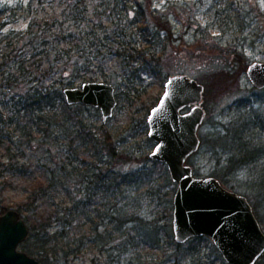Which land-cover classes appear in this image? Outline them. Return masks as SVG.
<instances>
[{
	"label": "trees",
	"instance_id": "16d2710c",
	"mask_svg": "<svg viewBox=\"0 0 264 264\" xmlns=\"http://www.w3.org/2000/svg\"><path fill=\"white\" fill-rule=\"evenodd\" d=\"M152 6L153 0H101L91 5L84 4V0H69L63 18L48 17L31 23L33 54H20L13 49V58L0 59V90L13 101L10 111L5 112L7 116L1 113L0 123H11L13 131L25 139L23 143L45 148L36 164L32 162V188L27 206L19 207L30 229L22 248L40 255L43 264H67L71 252L78 253L86 241H93L101 251L116 240L121 241L122 252L144 246L149 255L143 260L136 256L140 264H149L152 251L161 247L158 211L146 214L142 209L144 197L152 196L146 191L150 193V186L154 185L147 183L146 178L153 180V173L149 170L143 174L126 166L134 158L151 160L164 167L166 177L172 182L167 165L148 152L134 157L100 122L99 108L69 105L64 96V88L68 86L102 78L118 82L120 102L129 94L139 93L148 78L170 76L178 37L168 14ZM238 55L244 59L242 52ZM209 77L215 89L221 91L229 86L233 75L230 70H220ZM209 77L203 81L206 87L203 99L207 102ZM157 100L147 106V114ZM252 110L232 119L225 132L215 137L216 145L231 150L230 167L264 158L261 139L264 118L254 115ZM53 147L58 149L55 154ZM8 159L12 161L13 157ZM9 167L15 168V164L10 162ZM218 178L227 186L223 175L219 174ZM260 180L264 185V176ZM62 195L70 199L56 202ZM131 205L136 210L124 217ZM167 207L172 209L171 201ZM84 217L89 220L82 223L80 219ZM137 220L143 222L145 231L128 227L132 234L125 223ZM85 224H89V238L84 235L73 243L64 241L67 228L75 229L78 234ZM205 239L211 241L210 237L201 236L186 243L172 242L177 248L195 243V248L197 242ZM262 262L264 255L257 264Z\"/></svg>",
	"mask_w": 264,
	"mask_h": 264
},
{
	"label": "rangeland",
	"instance_id": "374dc122",
	"mask_svg": "<svg viewBox=\"0 0 264 264\" xmlns=\"http://www.w3.org/2000/svg\"><path fill=\"white\" fill-rule=\"evenodd\" d=\"M67 1L69 0H0V59L5 58L9 61L13 58V49L20 54H33L31 23L42 22L48 17L63 18L62 13L67 7ZM98 1L101 0H84V4L91 5ZM152 8L168 14L178 37L176 48L178 54L173 56L170 75L187 74L203 83L217 71L232 72L233 77L229 86L226 85L221 91L215 89L214 81L209 77V101L203 99L202 102L207 113L199 129V135L203 141L198 152L193 154L187 163L193 166L196 176L218 178L219 174L223 175L227 188L249 196L264 229V185L260 180L264 176V158L261 157L255 163L230 167L231 150L229 147L223 148L215 144V137L225 132L229 122L240 114L246 115L250 108L253 109L254 115L264 118V89L256 88L247 74L251 63L264 62V3L262 0H153ZM87 16L90 14L87 13ZM238 52L243 53L244 59L238 55ZM167 78L162 75L148 78L145 81L147 85L142 87L139 93L129 94L120 102L118 100L113 116L104 122L113 132L119 145L124 150L132 152L134 157L145 152L151 153L155 147V142L150 141L148 136L147 106L157 98H161ZM96 80H102V78ZM111 83L117 88V81L113 80ZM80 85L82 83L74 86ZM116 91L119 92V89L117 88ZM12 104L10 97L0 90V120L1 113L9 112ZM154 105L150 106V110ZM98 110L101 114V110ZM100 122H103L102 114ZM0 128V135L3 136V141L0 143L1 215L4 208L19 210L21 205L27 206V197L32 188L31 177L34 170L32 162L36 164L45 148L38 149L33 143H23L25 139L13 131L11 123H0ZM261 139L264 140V134ZM8 148L11 150L9 151ZM57 151L58 149L53 147V154ZM10 156L13 157L12 161L8 159ZM10 162L15 164V168L9 167ZM29 162L32 164L30 165ZM131 168L139 169L143 171V174L149 170L153 173V180L149 176L148 179L145 177L146 182H151L154 186H150L152 189L150 193H147V189L146 194L152 196L144 197L145 205L142 209L146 214L158 211L161 247L152 251L153 257L149 264H229L222 255H218L213 247L215 244L212 243V239L197 242L198 246L195 248V243H188L177 248L175 242H172L174 240L173 200L177 183L171 182L166 177L162 165L154 164L151 160L145 161L142 157L134 158L126 166V169ZM134 194L132 193L131 196ZM69 199L70 196L62 195L56 199V202ZM170 201L173 206L171 210L167 207ZM65 205L66 203L61 206ZM134 210H136L134 205H131L123 216L131 214ZM23 216L25 218V214ZM80 220L85 223L89 218L84 217ZM132 226H136L141 232L144 230L141 220H137L136 223H125L127 228ZM88 227L89 224H85L78 234L75 229L67 228L64 241L73 243L84 235L89 238ZM129 228L127 231L133 234ZM53 229L55 231L57 227ZM119 242L121 241L116 240L106 245L105 251H101L93 241H86L78 253L71 252L66 263L140 264L141 260L138 263L136 256L140 255L143 260L149 255L144 246L122 252L123 245H119ZM22 244L20 248L24 250ZM24 251L43 264L40 255L28 250Z\"/></svg>",
	"mask_w": 264,
	"mask_h": 264
},
{
	"label": "water",
	"instance_id": "95a60500",
	"mask_svg": "<svg viewBox=\"0 0 264 264\" xmlns=\"http://www.w3.org/2000/svg\"><path fill=\"white\" fill-rule=\"evenodd\" d=\"M247 74L256 88L264 89V62L251 63ZM204 92L205 86L197 78L172 74L147 119L148 136L155 142L151 156L167 165L177 183L174 240L185 243L208 236L229 264H256L264 255V229L248 197L214 176H196L187 163L202 143L199 129L206 117ZM116 93V86L103 80L64 88L67 104L99 108L103 122L114 114ZM28 234L29 226L18 209L10 208L0 215V264H41L20 248Z\"/></svg>",
	"mask_w": 264,
	"mask_h": 264
},
{
	"label": "snow or ice",
	"instance_id": "6c2138e0",
	"mask_svg": "<svg viewBox=\"0 0 264 264\" xmlns=\"http://www.w3.org/2000/svg\"><path fill=\"white\" fill-rule=\"evenodd\" d=\"M262 3H264V0H262ZM170 83H171V82H170ZM165 95H167V93H166Z\"/></svg>",
	"mask_w": 264,
	"mask_h": 264
},
{
	"label": "flooded vegetation",
	"instance_id": "af4514ba",
	"mask_svg": "<svg viewBox=\"0 0 264 264\" xmlns=\"http://www.w3.org/2000/svg\"><path fill=\"white\" fill-rule=\"evenodd\" d=\"M117 94V93H116ZM118 99V98H117Z\"/></svg>",
	"mask_w": 264,
	"mask_h": 264
}]
</instances>
